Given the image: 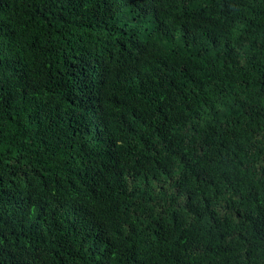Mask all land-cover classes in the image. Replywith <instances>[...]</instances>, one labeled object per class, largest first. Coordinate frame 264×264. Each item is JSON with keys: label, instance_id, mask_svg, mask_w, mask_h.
<instances>
[{"label": "trees", "instance_id": "16d2710c", "mask_svg": "<svg viewBox=\"0 0 264 264\" xmlns=\"http://www.w3.org/2000/svg\"><path fill=\"white\" fill-rule=\"evenodd\" d=\"M0 264H264V0H0Z\"/></svg>", "mask_w": 264, "mask_h": 264}]
</instances>
